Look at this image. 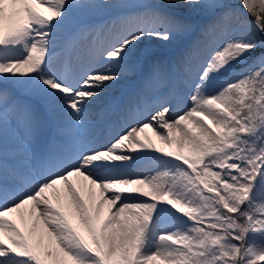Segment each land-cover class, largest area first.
I'll list each match as a JSON object with an SVG mask.
<instances>
[{
  "label": "snow or ice",
  "instance_id": "obj_1",
  "mask_svg": "<svg viewBox=\"0 0 264 264\" xmlns=\"http://www.w3.org/2000/svg\"><path fill=\"white\" fill-rule=\"evenodd\" d=\"M0 264H264V0H0Z\"/></svg>",
  "mask_w": 264,
  "mask_h": 264
},
{
  "label": "bare ground",
  "instance_id": "obj_2",
  "mask_svg": "<svg viewBox=\"0 0 264 264\" xmlns=\"http://www.w3.org/2000/svg\"><path fill=\"white\" fill-rule=\"evenodd\" d=\"M194 18H197V16L192 17V19ZM111 36L112 37L110 36L105 37L106 39L104 40L102 44L103 47H107L111 42L114 41L115 36L114 35H111ZM180 50H181L180 46L178 45H165V42L163 41L153 40V41L148 42L146 45H144L142 51L139 52V54L136 57L143 58L146 51H151L153 54L151 59H153V57H158L157 56L158 54H161L159 56L164 57V58L171 57V56H174L176 58L179 55ZM90 62H91V57L88 55H85L82 63L89 64ZM139 87H140V77L139 76H136L135 81L133 82L129 78H126L124 81H120V83L117 84L116 87L109 88L106 90L105 96L102 98V103L112 98H121V99L127 98L128 96L134 94L138 90ZM148 135L152 136V133L149 132ZM152 139L155 141L157 146L160 147V144H159L160 142L156 140L155 136H152ZM171 150H175V146ZM133 170L134 171H144V172L148 171V169H145L142 166H137ZM12 218L17 219V221L19 222V214H14Z\"/></svg>",
  "mask_w": 264,
  "mask_h": 264
},
{
  "label": "rangeland",
  "instance_id": "obj_3",
  "mask_svg": "<svg viewBox=\"0 0 264 264\" xmlns=\"http://www.w3.org/2000/svg\"><path fill=\"white\" fill-rule=\"evenodd\" d=\"M236 2H237V4H239V0H236ZM193 21L196 22V23H204V22H206V21L202 20V19H201L200 17H198V16H197V18H194ZM105 36H108V35H103L101 38H104ZM192 39H195V37H192ZM101 42H102V41H101ZM147 43H148V42H147ZM147 43H146V44H147ZM143 46H144V45H143ZM143 46H141L140 48L137 49V51H136V53H135V57L139 54V52L142 51ZM159 55H161V54H158V55H157L158 57H153V60L159 58V59L164 60V61H172V60L175 59L174 56L164 58V57H161V56H159ZM87 65H88V64H85V66H87ZM128 78H129L130 80H132V82H133V81H135L136 76H129ZM124 80H125V79H124ZM124 80H122V81H124ZM159 144H160V147H164V145H162L161 143H159Z\"/></svg>",
  "mask_w": 264,
  "mask_h": 264
}]
</instances>
